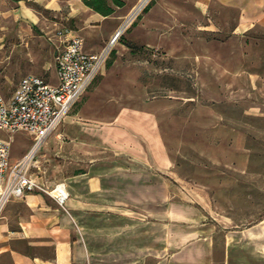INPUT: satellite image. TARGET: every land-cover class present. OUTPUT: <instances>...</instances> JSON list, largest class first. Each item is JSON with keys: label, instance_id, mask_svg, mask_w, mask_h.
<instances>
[{"label": "rangeland", "instance_id": "1", "mask_svg": "<svg viewBox=\"0 0 264 264\" xmlns=\"http://www.w3.org/2000/svg\"><path fill=\"white\" fill-rule=\"evenodd\" d=\"M18 1L0 0L6 100L29 76L56 84L55 30L78 31L98 52L138 2L103 38L100 23L69 20L66 7L53 15ZM241 17L217 0H152L26 163L39 182L75 190L83 206L68 229L92 264H264V26ZM4 137L13 170L33 143ZM92 159L109 173L90 194L73 177Z\"/></svg>", "mask_w": 264, "mask_h": 264}, {"label": "built area", "instance_id": "2", "mask_svg": "<svg viewBox=\"0 0 264 264\" xmlns=\"http://www.w3.org/2000/svg\"><path fill=\"white\" fill-rule=\"evenodd\" d=\"M151 1L138 0L133 9L138 7L139 11L130 23L146 10ZM126 17L116 34L96 53H86L83 38L72 29L63 26L55 30L50 40L56 51V84L51 85L40 77L29 76L21 80L8 100L0 89V219L10 201L23 198L26 194H45L60 206H64L70 198L64 184L49 187L30 176L25 169L26 161L28 157L29 161L33 160L43 142L57 130L104 68L113 46L122 35L120 33L130 24L120 32ZM15 133L26 134L33 144L25 161L10 170L11 142L4 135Z\"/></svg>", "mask_w": 264, "mask_h": 264}, {"label": "crops", "instance_id": "3", "mask_svg": "<svg viewBox=\"0 0 264 264\" xmlns=\"http://www.w3.org/2000/svg\"><path fill=\"white\" fill-rule=\"evenodd\" d=\"M39 4L53 15H62L69 20L100 23L102 37L108 38L114 32L115 22L121 18V7L108 0L112 14L103 16L84 4V0H27ZM124 6H130L135 0H118ZM222 5L238 6L241 14V26L252 24L264 26V0H217ZM18 2H22L19 0ZM28 17H37L31 9L23 11ZM64 15V14H63ZM74 31V30H73ZM81 36L78 31H74ZM82 37V36H81ZM83 38V37H82ZM83 40H85L83 38ZM86 53H96L94 51ZM100 159L99 161H101ZM90 160V166L74 175L75 181L83 179L90 194L105 188L104 178L109 169L105 162ZM103 163L105 166H103ZM70 198L60 206L51 197L41 193L26 194L23 198L10 201L0 219V264H92L89 243H82L70 236L69 219L83 204L77 199L76 192L69 186ZM207 259V258H206ZM171 264V263H170Z\"/></svg>", "mask_w": 264, "mask_h": 264}, {"label": "trees", "instance_id": "4", "mask_svg": "<svg viewBox=\"0 0 264 264\" xmlns=\"http://www.w3.org/2000/svg\"><path fill=\"white\" fill-rule=\"evenodd\" d=\"M116 5L122 7V2L113 0ZM84 4L103 16L112 14V9L108 7V0H84Z\"/></svg>", "mask_w": 264, "mask_h": 264}, {"label": "bare ground", "instance_id": "5", "mask_svg": "<svg viewBox=\"0 0 264 264\" xmlns=\"http://www.w3.org/2000/svg\"><path fill=\"white\" fill-rule=\"evenodd\" d=\"M146 1H147V0H146ZM137 11H139V8H138V7H136L135 9H133L132 14H135ZM131 17H132V15H130V16L126 19V22L124 23V25H123V27L121 28V31H120V32H122V30L124 29V27H125L127 21L129 22V21L131 20ZM115 34H116V33H115ZM120 34H122V33H120ZM26 162H29V157L27 158V161H26Z\"/></svg>", "mask_w": 264, "mask_h": 264}]
</instances>
